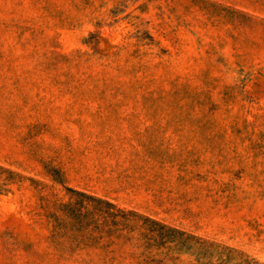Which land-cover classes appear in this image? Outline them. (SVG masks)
<instances>
[{"label":"rangeland","instance_id":"obj_1","mask_svg":"<svg viewBox=\"0 0 264 264\" xmlns=\"http://www.w3.org/2000/svg\"><path fill=\"white\" fill-rule=\"evenodd\" d=\"M0 264H264V0H0Z\"/></svg>","mask_w":264,"mask_h":264}]
</instances>
